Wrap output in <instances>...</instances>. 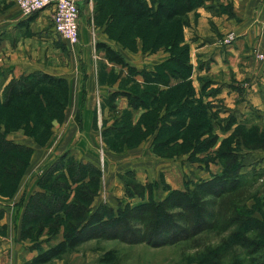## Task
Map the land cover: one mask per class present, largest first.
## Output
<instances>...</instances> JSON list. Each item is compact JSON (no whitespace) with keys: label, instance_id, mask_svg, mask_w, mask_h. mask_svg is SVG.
Wrapping results in <instances>:
<instances>
[{"label":"rangeland","instance_id":"obj_1","mask_svg":"<svg viewBox=\"0 0 264 264\" xmlns=\"http://www.w3.org/2000/svg\"><path fill=\"white\" fill-rule=\"evenodd\" d=\"M80 13V36L83 20L82 25L88 35V46L93 50L97 49L98 41L106 40L107 43L120 47L131 61V65L147 60L159 62L167 60L169 56L170 60L177 64L195 61L201 63L198 52L191 51L186 43L185 29L190 26L189 17L186 24L172 22L153 27L146 20L133 24L130 17L122 14L115 0H87L80 5ZM21 15V10L14 1L0 0V134L7 141L34 149V143L35 146H44L49 141L57 123L60 126L65 123L68 97L66 101L65 87L55 88L44 84L40 86L32 101L19 102L12 109H5L1 104L5 86L13 79L29 75L27 72L17 73L13 64L26 65L25 67L59 66L68 69L73 62L80 61L75 46L82 45V37L79 43L73 44L56 35L50 18L43 19L32 29H23L16 23ZM23 37L51 40L47 49L42 48L46 53V61L39 59L38 55L33 57L28 49L21 48L14 53L13 47L16 48ZM27 43L32 44L31 41ZM51 45L58 51L50 49ZM257 54L253 56L264 61ZM92 60L95 64L101 62L94 51ZM127 69L130 73L136 71L134 66ZM66 85L68 89V82ZM135 85L129 82L128 87L138 90ZM152 87L149 99L156 98L152 102L153 109L143 115L137 128H133V114L124 113L113 124L117 128L111 129L107 134L108 148L100 144L97 152L102 172L101 181L97 182L96 179L92 183L87 182L88 184H74L68 177L70 191L65 194L69 197L67 204L74 203L76 207H84L88 214H82L83 217H88L90 224L97 225L112 221L114 216L121 217L127 207L133 209L148 201H165L174 190L190 194L197 190L201 201L205 203L204 220L208 228L199 234H193L196 228L193 226V216L185 209L172 208L174 202H171L168 204L171 207L168 212L173 215L177 226L173 231L178 234L166 236V239H170L166 245L156 246L155 240L138 242L147 239L149 225L147 221L132 219V231H123L119 225L105 226L101 237L87 240L62 259L48 264H264V125L237 126L224 133L218 127V122L222 120H214L203 113L200 114V103L195 105L194 100L191 105L195 106V110H199L198 113L191 112V116H161L162 105L166 103L163 98L165 96H159L157 88ZM185 93L183 91L175 94V107L181 105ZM191 94L194 97L192 90ZM47 100L55 109L66 104L62 119L58 112L45 109ZM96 108L98 109V101ZM98 116L97 122L101 121V116ZM38 117H41L48 127L52 125V134L44 144H39V141H45L48 136L42 135L46 128L38 125ZM177 121L185 123V127L178 131L174 128ZM221 123L225 125L226 120ZM27 129L34 133H27ZM214 137H217L216 145L207 146ZM126 146H141L138 150L140 153H148L149 149H152L154 154L171 161L167 164L166 172H161L159 183L148 186L147 193L145 187L129 181L132 191L128 192L127 197L119 196L116 181L110 174H113V165L107 167V154H110V150L117 154L123 152ZM70 152V159H73L77 166L81 161L88 163L81 159L76 151ZM33 155L34 153L32 157ZM57 159L40 169L37 167L38 174L34 178L40 179L38 185H41L43 176ZM29 166L30 164L25 172ZM86 170L88 169L85 167L83 176L88 175ZM225 170L231 177L229 183L208 188L199 187L200 183L221 175ZM59 175V172L55 173L53 181H62ZM83 185H86L84 192L89 193H93L94 188L99 186L96 188V196L83 198L82 194H78ZM0 196L12 195L0 193ZM58 204H62L61 200ZM26 211L21 237L29 243H34L30 250L36 252L63 240L66 234L74 232V228L83 223V218L64 222L49 220L35 224L25 233ZM76 213L73 215H77ZM61 215L64 217L62 213ZM181 227L187 231L181 232ZM115 236L118 238H113ZM25 251L28 252V249ZM109 253H113L114 257L111 262L105 260Z\"/></svg>","mask_w":264,"mask_h":264},{"label":"crops","instance_id":"obj_2","mask_svg":"<svg viewBox=\"0 0 264 264\" xmlns=\"http://www.w3.org/2000/svg\"><path fill=\"white\" fill-rule=\"evenodd\" d=\"M86 1L79 0V4ZM33 16L34 21L29 22L30 17L22 14L16 21L17 26L32 29L47 18L53 25L52 9ZM188 17L190 26L185 29L186 43L191 51L198 52L201 63L177 64L169 56L167 60L159 62L147 60L131 65L120 47L106 40L98 41L122 55L128 66L110 63L105 59L104 50H93L88 46V35L82 20V45L75 46L80 58L78 63L73 62L68 69L13 64L20 74L41 72L65 78L69 93L65 123L61 126L57 123L56 128L60 130L53 129L51 138L44 146H35L32 141L34 155L18 189L11 197L0 196V264H23L38 254L30 250L34 243L21 237L27 204L40 190V179L34 178L38 170L70 150L101 169L97 152L100 144L108 148L107 134L117 128L113 124L124 113L133 114V128H137L143 115L152 111V102L156 98L149 99L151 86L157 88L159 96H165L166 103L162 105L161 116H191L195 107L191 101L194 100L195 105L200 103V114H216L221 120H232L231 130L237 126L264 125V61L253 56L255 53L264 54V0H202ZM231 35L234 40L227 43ZM49 41L23 37L18 46L13 47L14 53L24 48L30 50L33 57L38 55L39 59L46 61V53L42 48L47 49L51 43ZM50 49L58 51L52 45ZM93 51L101 60L98 64L92 60ZM130 66H134L136 71L130 73L127 69ZM129 82L135 83L138 90L129 89ZM183 91L186 93L181 105L175 107L174 96ZM119 92L140 96L145 105L136 110L127 97L115 94ZM205 106L208 108L204 109ZM75 115L80 116V125ZM98 115L101 121L97 122ZM141 146H126L118 154L110 149V154L106 153L107 167L113 165V174H110L116 181L120 197H127L128 192L132 191L129 181L145 187L147 193L148 186L159 183L161 172H166L167 164L171 162L154 154L152 149L148 153L138 152Z\"/></svg>","mask_w":264,"mask_h":264},{"label":"trees","instance_id":"obj_3","mask_svg":"<svg viewBox=\"0 0 264 264\" xmlns=\"http://www.w3.org/2000/svg\"><path fill=\"white\" fill-rule=\"evenodd\" d=\"M94 1L98 2L101 0ZM115 1L118 3L122 14L130 17L133 24L146 20L153 27H161L165 23L172 22H180L182 24L188 23L187 19L189 13L194 11L196 6L202 2V0H150V2H148V0ZM34 19L35 16L30 17L29 22L34 21ZM96 48L105 51V59L108 62L122 67L128 66L124 57L110 48L106 43H97ZM66 82L67 80L65 78L41 72H34L27 76H22L20 79H13L3 90L1 104L5 109H12L19 102H30L37 96L40 86L44 84L55 88L65 87V100L67 101L68 89ZM115 94L127 97L136 110H138L140 106L145 105L140 96H134L128 92H119ZM65 105L62 108L59 107V109H55L47 100L45 109L47 108L51 112H58L60 114L59 116H61L60 119H62ZM192 111V113H198L199 110L193 108ZM58 118L59 117H54V119ZM209 118L214 120L219 119L216 114H209ZM77 121L80 123L79 115H77ZM221 122H223V120ZM221 122H218L219 130H222L224 133L231 130L233 126L232 120L226 121L225 125H222L223 123ZM37 123L46 128V131H43L44 133H42V135L47 134L48 137L45 141H39V144H44L52 134V125L48 127L41 117H38ZM174 125L176 131L185 127L183 121H177ZM27 133L32 135L34 131L27 129ZM216 142L217 137H214L207 146L214 147ZM33 153L34 149L31 147L7 141L0 134V193L11 196L16 192L20 180L22 179L21 177H23L22 175L30 164ZM70 154L71 152L67 151L60 156L43 176L41 185L39 184L40 190L30 199L24 221V232L28 233L35 224L49 220L64 222L65 220L69 221L83 218V225L79 224L78 227L74 228V232L66 234L63 240L54 245H49L46 249L38 251L36 256L23 264H48L54 260L62 259L68 253L75 251L76 248L87 240L101 237L102 235L100 236V234H104L105 226L117 227L119 225L122 227L123 231L126 230L130 232L132 231L130 227V220L132 219L147 221L149 225L147 239H142L138 242L155 240L154 244H156V246L166 245L170 242V239H166V236L178 234L173 231L177 229V226L175 225L173 215L168 212L169 208H171L168 204L171 202H174L172 208L185 209L193 216V226L196 227L193 234H199L208 228L204 220L205 203L201 201L197 190L191 194L181 190H174L165 201L160 203L148 201L133 209L127 207V210L124 211L121 217L114 216L112 221H106L105 223L97 225L90 224L91 222L88 217H83V215L88 214V211L84 207H76L77 205L74 203L67 204L69 197L68 195L65 196V194L67 191H70L68 177H70V181L74 184L78 182H85L88 184L96 179L97 182L101 181L102 172L97 166L89 162L84 163L81 161L77 166V164L72 161L73 159H70ZM76 166L78 170L75 169ZM85 167L88 169L86 170L87 176L82 175ZM57 172L60 173L59 176L62 181H53V175ZM66 174L68 175L66 176ZM230 179L231 177L228 171L225 170L221 175H216L211 180L200 183L199 187L208 188L225 185L231 181ZM85 186L86 185H83L80 188L81 193L79 192L78 194H82L83 198L95 197L99 186L94 188L93 193H89L88 191L84 192ZM59 200H61L62 204H58ZM74 212H77V215H73L75 214ZM61 213L64 217H62ZM179 229L181 232L187 231L186 228L181 227ZM172 232L174 234H172ZM113 238L118 237L115 236ZM112 254L113 253H109L106 255L105 260L110 262L113 261L114 257Z\"/></svg>","mask_w":264,"mask_h":264},{"label":"built area","instance_id":"obj_4","mask_svg":"<svg viewBox=\"0 0 264 264\" xmlns=\"http://www.w3.org/2000/svg\"><path fill=\"white\" fill-rule=\"evenodd\" d=\"M20 8L23 16L31 17L36 13L52 9V21L56 35L63 39L77 44L80 42V4L79 0H12ZM234 40L231 35L226 40L227 43ZM260 59H264V54L258 53Z\"/></svg>","mask_w":264,"mask_h":264}]
</instances>
